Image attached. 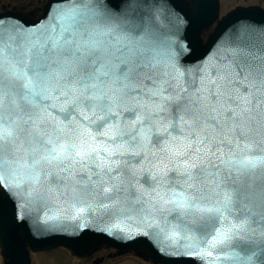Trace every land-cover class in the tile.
I'll use <instances>...</instances> for the list:
<instances>
[{"label":"water","instance_id":"95a60500","mask_svg":"<svg viewBox=\"0 0 264 264\" xmlns=\"http://www.w3.org/2000/svg\"><path fill=\"white\" fill-rule=\"evenodd\" d=\"M218 9V0H194L193 7L188 0H50L38 20L22 13L0 15L6 70L10 66L17 71L25 68L20 63L21 41L38 40L46 48L53 42L63 43L65 38L69 42L104 41L113 53L116 68L123 66L119 62L123 60L133 67V61L138 60L143 67V71L129 73L125 90L107 78L96 82L100 91L113 97L121 110L122 124L132 125L130 112L136 109H140L142 118L159 114L157 123L171 124L175 105L185 102L181 89L188 88L191 96L195 86L202 89L206 115L223 125H206L208 138L190 160L200 165L204 174L190 187L192 182H186L176 169L182 158L174 155L184 151L186 144L172 143L164 151L163 145H150L144 139L135 149L143 155H131L133 149L123 141L118 142L123 144L120 148L110 144L107 137L99 138L95 124L81 117V113L91 116L83 108L77 106L74 118L64 119L83 91L78 86L71 85L69 91L66 80L53 76L43 83V95L32 104L18 89L13 93L16 104L6 98L0 108V121L19 131L31 114L40 117L36 123L43 127L38 129L39 135L34 130L33 136L21 134L4 142L0 246L6 264H30L29 247L38 251L64 245L82 255L93 242L114 245L120 253L138 250L140 256L155 263L264 264V222L259 221L264 204V169L240 177L244 199H237L231 212H224L218 219L215 214L179 206L182 198L195 197L200 207H221L225 186L235 191L228 180L230 161L249 154L246 144L253 145L254 150L264 149V85L251 76L245 79L240 75V65L249 57L237 61L236 55L240 50L257 57L261 54L264 9L252 6L232 10L218 21L204 43L201 30L217 19ZM97 12L105 15L98 16ZM116 18L125 26L124 34L134 38L133 46L138 48L135 57L126 52L121 56L116 51L120 45L111 36L101 35L113 27ZM9 36L16 37L11 47ZM221 76L230 84L223 97L214 100L213 92L223 91L226 82ZM127 90L131 94L123 95ZM152 93H163L168 100ZM229 97L242 99L248 108L241 122L247 133L243 140L231 130L227 112L236 105L229 102ZM48 136L53 143L74 144L82 152L96 148L101 155L51 160L49 149L38 142ZM105 147L125 155L110 157L103 151ZM97 159L101 166L95 163ZM114 160L112 170H105L103 166H112ZM245 221V227L223 243L215 247L205 243L212 240L216 230L227 232ZM198 251L211 255L199 256Z\"/></svg>","mask_w":264,"mask_h":264},{"label":"snow or ice","instance_id":"6c2138e0","mask_svg":"<svg viewBox=\"0 0 264 264\" xmlns=\"http://www.w3.org/2000/svg\"><path fill=\"white\" fill-rule=\"evenodd\" d=\"M96 14L98 16L105 15L103 12H97ZM117 28L120 31H117ZM124 33L125 26L121 25L119 18H116V23L113 27L101 33V35L105 37L111 36L116 41V44L120 45L119 48H116V51H119L121 56H124L126 52L129 56L135 57L138 48L133 46L134 38L126 36ZM8 39L9 47H11L12 41L16 37L9 36ZM237 39L241 40L242 36H238ZM124 41H127V43ZM20 47L22 49L20 52V56L22 57L20 63H23L25 68L17 71L10 66L6 70L3 57L4 33L0 30V108H3L6 98L11 104H16L13 93H17L18 89L23 90V99L28 104H32L34 100L43 95V83L55 76L58 80L62 79L68 82L70 85L69 91L72 90L71 85L73 84L83 89L76 96L75 101H73V107L66 112L64 116L65 120L74 118L73 114L77 106L83 108L87 113H91V116L89 117L81 113V117L95 124L99 138L103 139L107 137L108 142L113 146H117L118 142L123 141L128 147L133 149L129 153L131 155H143L142 152H137L135 149L140 147L144 139H147L150 145H163L164 151H168L169 145L172 143L186 144L187 147L184 151L174 153L175 156L182 158V162L176 165V169L182 173V178L186 182H192L189 185L190 187H194L196 178L204 174V169L196 163H190V160L200 152V146L208 138L206 125L209 123L215 124L217 128H222L223 125L215 117L209 118L206 115L205 108L207 106L202 104L203 97L200 95L202 91L200 87L193 86L194 94L191 96L189 95L188 88L181 89L184 92L185 102L175 105L174 110L176 111V115L171 124L163 126L157 123L159 114L154 118L147 115L142 118L139 115L140 109H136L130 112L133 123L131 126H128L119 121L121 110L117 107L113 97L100 91L96 82H102L107 78L113 83L118 84L122 90L128 89L127 81L130 79L129 73L131 71H143V67L138 60L133 61L134 67L130 66L128 60L119 61L123 66L116 68L112 61L113 53L109 52L108 47L105 46V42L93 39L69 42L65 38L63 43L53 42L50 48L41 45L38 40L21 41ZM236 55L237 61L242 57H249L240 65V75L245 76V79L251 76L254 80L264 85V49L261 50V54L258 57L254 53L250 55L243 50H240ZM53 68L57 69L55 73L51 71ZM6 72L7 77L5 75ZM220 79L226 82L223 84V91L213 92L212 98L214 100H217L218 97H223L228 84H230V81L226 77L221 76ZM220 87V85H217L218 89ZM67 94V92L64 93V95ZM130 94V90L123 91V95L125 96ZM152 96L162 97L165 101L168 100V97L163 96V93H152ZM229 102L236 105L235 109H230L227 112V115L232 120L231 130L238 132L239 139L243 140L247 133L241 122L248 108L243 106L244 101L242 99L229 97ZM163 111L164 109H161V112ZM181 111L184 112V115L180 114ZM186 116L187 119L185 118ZM37 119H40L38 115L36 118H33V115L28 114L27 119L24 121V127L19 129V131L17 128L5 127L3 121H0V168L4 164V142L6 140L11 142L14 137L21 134L33 136L34 130H36V135H39L38 129L43 127V125H37ZM57 139L59 138L57 137ZM38 142L49 149V158L51 160L64 161L71 160L73 157L86 159L101 155V152L96 148H91L89 152H82L74 144L53 143L51 136H48L47 139L41 137ZM118 147L122 148L123 144L118 145ZM245 148L249 154L244 155L241 159L230 161L232 168L229 170L228 180L235 191H229L228 186H225L221 207H200L195 197L191 199L182 198L179 206L191 208L202 214H215L216 219L222 216L224 212H231L237 199H244V192L238 183L240 177L250 176L258 168L264 169V149L254 150V146L251 144H246ZM103 151L107 152L110 157L125 155V152L119 150L111 152L107 147ZM95 163L97 166H101L98 159ZM115 164L116 161L114 160L112 166L104 165L103 167L105 170L111 171ZM2 179L0 177V180ZM147 179L146 177V182ZM259 221L264 222V204L261 205ZM245 224L246 221L234 224L227 232L216 230L212 240H206L205 243H209L212 247H215L217 244L229 239L234 232L239 233L245 227ZM203 227L201 226V230H203ZM261 235L264 237V232ZM197 255L210 256L211 253L198 251Z\"/></svg>","mask_w":264,"mask_h":264},{"label":"rangeland","instance_id":"374dc122","mask_svg":"<svg viewBox=\"0 0 264 264\" xmlns=\"http://www.w3.org/2000/svg\"><path fill=\"white\" fill-rule=\"evenodd\" d=\"M264 0H248L247 2H257ZM0 2L13 3L14 5H24L28 9H37L43 7L47 0H0ZM239 3H245V0H220V9L222 14L233 8ZM1 4V3H0ZM37 7V8H36ZM0 11L1 10L0 8ZM41 12V10H39ZM110 250L114 248L110 247ZM107 250H99L90 257H77L71 255L69 250L59 247L32 254L33 264H154L137 256L136 252H128L123 255H110L108 258H102ZM113 252V251H112ZM115 253V252H114ZM0 264H5L0 250Z\"/></svg>","mask_w":264,"mask_h":264},{"label":"flooded vegetation","instance_id":"af4514ba","mask_svg":"<svg viewBox=\"0 0 264 264\" xmlns=\"http://www.w3.org/2000/svg\"><path fill=\"white\" fill-rule=\"evenodd\" d=\"M248 0H245V3L244 4H257V5H261L264 7V3L262 1H257V2H247ZM0 8L1 10H7V9H18V10H22V11H26V10H30L28 9L26 6L24 5H14L13 3H7V2H0ZM40 7L39 6L37 9H33L35 14H39L40 13ZM99 250H107L106 254L103 255L102 258H108L110 255L114 256L116 255L114 253V250H110V247L107 246V245H100L98 248H91L90 251L88 252V254L85 255V257H90L92 256L95 252L99 251ZM113 251V252H112Z\"/></svg>","mask_w":264,"mask_h":264}]
</instances>
